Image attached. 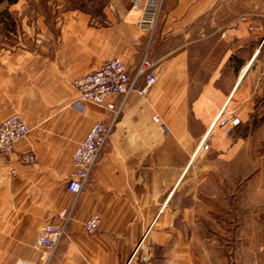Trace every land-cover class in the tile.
<instances>
[{"label": "crops", "instance_id": "0c3cea01", "mask_svg": "<svg viewBox=\"0 0 264 264\" xmlns=\"http://www.w3.org/2000/svg\"><path fill=\"white\" fill-rule=\"evenodd\" d=\"M132 2L108 0L97 14L59 9L50 21L40 14L34 47L0 48V121L18 113L30 127L0 154V264L39 263L40 226L74 198L65 189L73 150L96 121L111 122L110 110L70 106L76 78L112 57L132 75L145 53L157 80L141 93L140 78L123 100L49 264H139L141 256L143 264H264V232H240L244 222L226 214L236 190L214 171L243 143L241 126L252 145L262 140L264 0H162L153 30L137 27ZM223 107L241 119L229 136L210 128ZM206 135L207 149L199 146ZM23 153L35 161L21 162ZM92 215L100 224L88 234Z\"/></svg>", "mask_w": 264, "mask_h": 264}, {"label": "built area", "instance_id": "2783aa9c", "mask_svg": "<svg viewBox=\"0 0 264 264\" xmlns=\"http://www.w3.org/2000/svg\"><path fill=\"white\" fill-rule=\"evenodd\" d=\"M161 2L162 0H133L132 8L140 10L142 13L136 23L137 27L153 30L162 5ZM139 62L134 74L131 75L121 58L112 57L106 59L99 68L79 76L74 81L73 84L77 96L70 103V106L78 111H84L88 105H95L110 110L112 112L111 122L105 124L102 121H96L73 150V171L67 178L65 189L74 198L67 209L57 213V221L40 226L32 244L33 249L39 255V263L18 259L14 264H49L54 251L62 238L66 236L68 221L71 219L73 207L89 182L88 179L95 167V162L109 138V131L122 110L123 100L132 91H136L140 78L144 79L145 82V86L138 90L141 93L145 92V89L157 80V76L151 70L153 62L148 60L146 53ZM114 95L122 96V101L119 105H115L109 100ZM214 118L210 127L214 125L225 126L224 132L226 133L240 122V118L234 114H225L224 107L217 112ZM152 119L159 123L161 134L166 136L169 132L168 125L161 122L156 114L152 116ZM29 132V125L25 122L22 115L18 113L0 121V154L8 155L11 153L15 143L22 140ZM34 160L35 155L33 153H23L20 156L21 162H33ZM12 174L15 175V171H12ZM83 223L85 232L93 234L99 227V216L92 215L84 220ZM146 259V256H143L141 264Z\"/></svg>", "mask_w": 264, "mask_h": 264}, {"label": "rangeland", "instance_id": "374dc122", "mask_svg": "<svg viewBox=\"0 0 264 264\" xmlns=\"http://www.w3.org/2000/svg\"><path fill=\"white\" fill-rule=\"evenodd\" d=\"M107 1L17 0L13 4L3 1V3H0V48L4 45H19V43L34 47L35 43L42 39L36 32L38 29L36 28V20L39 19L40 14L45 15L44 19L46 21L54 20L59 9L81 8L86 12L97 14ZM190 90L191 94L194 95L198 90V86L195 85ZM224 113L234 114L233 112H226L225 109ZM240 124L241 119L238 125L231 128L227 133L224 132L225 126L214 125L210 128L211 130H218L222 135L229 136L234 133L235 128H239ZM237 132L243 143L240 144L237 151L234 150L228 154L225 162L216 164L214 171L222 177L224 176L225 188L236 190L231 197L230 212L226 214L233 220L244 222L245 226L239 229L240 232L257 236V234L264 232V130H260L259 134L256 132L255 137L258 136L259 139H262L258 145H252V134L247 124L241 126ZM207 136H204L199 143V146L205 149L208 148ZM8 176L11 175L8 174ZM12 176L14 175L12 174ZM214 187L217 188L216 182ZM241 188H244V191H241V195H238L240 193L237 190ZM257 219L261 220L259 225H256ZM253 221L256 222L255 225H253ZM256 243L255 238L251 245H256ZM142 257L138 258L139 264L142 263Z\"/></svg>", "mask_w": 264, "mask_h": 264}, {"label": "trees", "instance_id": "16d2710c", "mask_svg": "<svg viewBox=\"0 0 264 264\" xmlns=\"http://www.w3.org/2000/svg\"><path fill=\"white\" fill-rule=\"evenodd\" d=\"M3 1H6L9 4H13L17 2V0H0V3H3Z\"/></svg>", "mask_w": 264, "mask_h": 264}]
</instances>
